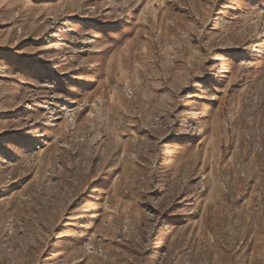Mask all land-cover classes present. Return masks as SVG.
I'll return each instance as SVG.
<instances>
[{
    "label": "rangeland",
    "instance_id": "obj_1",
    "mask_svg": "<svg viewBox=\"0 0 264 264\" xmlns=\"http://www.w3.org/2000/svg\"><path fill=\"white\" fill-rule=\"evenodd\" d=\"M0 264H264V0H0Z\"/></svg>",
    "mask_w": 264,
    "mask_h": 264
}]
</instances>
